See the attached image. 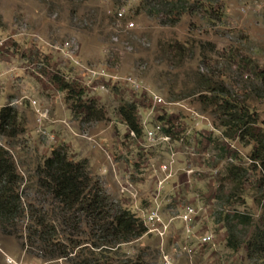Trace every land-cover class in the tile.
Returning <instances> with one entry per match:
<instances>
[{
	"label": "rangeland",
	"instance_id": "1",
	"mask_svg": "<svg viewBox=\"0 0 264 264\" xmlns=\"http://www.w3.org/2000/svg\"><path fill=\"white\" fill-rule=\"evenodd\" d=\"M261 1L186 0L185 11L177 14L171 10L169 15L163 0H145L153 9L150 14L136 11L144 0H0V109L8 106L15 111V135H0V147L7 151L20 176L18 194L23 206L50 208L47 194L42 190L36 193L34 167L51 149L62 145L68 146V159L86 162L89 175L115 208L127 205L117 191L118 180L127 172L138 205L152 189L151 169L166 161L168 147H148L142 139L131 140L125 137V130L120 132L116 108L124 102L133 103L137 116L146 117L148 126L158 122L170 129L174 163L172 178L162 183L163 218L175 216L184 205L199 209L198 221L213 235L215 247H198L190 259L174 251L181 228L172 219L163 243L144 233L121 244L120 251L129 258L141 255L148 264H162V254L175 264H253L255 261L245 258L243 247L236 252L225 248V230L215 219L221 214L241 213L257 221L264 212V184L258 180L263 178L264 169L258 162L255 170L250 168L252 143L221 137L222 128L214 120L217 110L207 99L225 98L223 93L247 95L248 86L258 85L254 74L256 69L264 72V14L252 9ZM119 7L124 9L123 20L133 23L128 32L122 30L123 20L115 27L113 15ZM174 18L176 22L168 24ZM113 37L117 42L111 41ZM65 41L76 47L72 55L82 65L103 67L109 75H131L164 104L154 108V116H146L150 106L147 98L118 84L102 93L86 91L85 96L94 98L104 112L101 120H85L72 112L66 92L52 80L57 77L81 88L84 73L56 50ZM170 46L173 49L167 51ZM199 75L216 81L222 93L201 91ZM28 99L48 109L52 121L65 118L71 131L47 121L44 126L55 141L45 140L37 132ZM246 102L257 115L256 127L264 132V99L251 97ZM160 117L164 119L159 121ZM82 135L107 150L115 171L109 167L108 174H97L96 169L107 162ZM190 149L193 155H189ZM230 165L248 167L240 183L225 176ZM187 170L191 173L185 174ZM28 224L24 215L15 229L0 232V264H4L1 253L26 264H69L65 259L46 260L37 244L27 239ZM245 230L236 226L233 235L246 241Z\"/></svg>",
	"mask_w": 264,
	"mask_h": 264
},
{
	"label": "trees",
	"instance_id": "2",
	"mask_svg": "<svg viewBox=\"0 0 264 264\" xmlns=\"http://www.w3.org/2000/svg\"><path fill=\"white\" fill-rule=\"evenodd\" d=\"M163 1L169 15L175 10L177 14L186 10V0ZM140 9L147 14L153 11L145 0L136 11ZM176 20H169L168 24ZM173 48L170 46L167 51ZM254 78L258 85L248 86L247 95L223 93L225 98L211 96L207 99V104L217 110L214 120L222 128L221 137L224 140L253 144L248 155L252 170L256 169V162L264 169V132L256 127L257 115L246 102L251 97L264 99V72L256 69ZM52 80L66 92L72 112L85 120L102 119L104 112L97 107L94 98L85 96L84 89L64 83L57 77H52ZM198 84L201 91L215 95L222 93V87L216 81L203 75H199ZM116 113L124 127L125 137L128 138V133L132 132L137 140L141 139L140 118L135 105L124 102L116 108ZM163 119L160 117L159 121ZM14 124L15 111L8 106L2 107L0 135L14 136ZM161 125L164 133L170 135L167 125ZM63 146L51 149L49 156L34 167L36 193L41 194L42 190L47 194L48 209L28 204L23 206L18 194L20 176L7 151L0 147V232L15 229L25 215L29 222L27 239L32 240V245L37 244L46 260L65 259L69 264H148L141 260V255L125 257L119 249L121 244L132 242L145 233L141 221L126 209L110 206L98 182L89 175L86 162L68 159V146ZM247 170L248 167L230 165L225 176L240 183ZM258 180L264 184V175ZM215 223L225 230L226 249L236 252L243 247L246 259L256 262L253 264H264V212L255 222L248 214L232 213L221 214L216 217ZM236 226L246 228V241L235 238L233 230Z\"/></svg>",
	"mask_w": 264,
	"mask_h": 264
},
{
	"label": "built area",
	"instance_id": "3",
	"mask_svg": "<svg viewBox=\"0 0 264 264\" xmlns=\"http://www.w3.org/2000/svg\"><path fill=\"white\" fill-rule=\"evenodd\" d=\"M243 12V10L241 9ZM253 13H263L264 14V0L259 2L253 9ZM113 18L115 20L116 26L119 27V22L124 19V9L119 7L115 10ZM122 22V21H121ZM114 23V25H115ZM133 29V23L128 20H123L122 30L128 32ZM119 31V30H118ZM113 43L117 42V39L113 37L111 39ZM59 55L66 60H69L73 63V67L84 73L83 81H81V88L85 91H89L90 93H102L106 92V87L108 86H116L121 84L129 89L134 94L142 95L147 98L150 103L149 108L146 109V116L153 115L154 116V108L158 107L163 103L162 99L154 94L148 87L142 85L139 80L134 78L131 75L127 76H116L109 75L103 67L97 68H88L78 61L76 55H72L75 52L76 47H72V44L68 41L62 43L60 47L56 48ZM28 105L32 111L34 116V123L37 125V132L42 135L45 140L49 142H54L55 138L51 131H48L44 126L47 121L55 122L53 124L57 125V123L61 124L63 127L67 128V130L71 131V127L68 125V122L65 118L56 119L52 121V119L48 116V109L42 107L37 101L33 99H28ZM196 117H199L196 115ZM200 118V117H199ZM140 126L142 131V143H145L146 146L152 147L154 145L162 144L168 147V158L166 161L161 162L158 166L151 169L152 177L151 181L153 182V187L150 191L147 192L146 196L143 197L142 201H139V204L136 205V191L131 183V179L129 174L124 172L120 180L117 183V191L120 197H124L126 202L125 204L127 211L131 212L137 219H139L145 229V234L151 235L153 238L157 239L159 242L163 243L165 238L168 236V233L171 231L170 224L171 220L175 219L180 226V236H177L175 240V244L178 249H174L176 252H181L188 259L191 257V253L196 250V248H214L215 241L213 235L209 231L208 228L205 227L201 222L198 221V211L199 209H194L190 205H184L175 216L164 219L162 216V211L164 206L162 207V183L172 178L171 173V164L174 163V152L172 148H170L171 140L169 134L164 133L162 129V125L156 122L153 125L146 124V117H140ZM82 138L87 140L89 143L93 145V147L98 148L104 155L107 164L99 166L96 169L98 175L108 174L109 167L112 171H115L114 162L104 147L98 145L91 137L87 135H82ZM129 139H136L132 132L128 133ZM137 140V139H136ZM181 142V139H179ZM189 155H193V149H190ZM230 160V159H229ZM191 170L185 171V174H190ZM155 187V188H154ZM129 201L135 204H130ZM129 203V204H128ZM172 239L175 237L172 235ZM3 257L4 264H26L21 261H15L4 253H1ZM160 260L162 264H175L174 262H169L166 255L162 254L160 256ZM32 264V263H30Z\"/></svg>",
	"mask_w": 264,
	"mask_h": 264
},
{
	"label": "crops",
	"instance_id": "4",
	"mask_svg": "<svg viewBox=\"0 0 264 264\" xmlns=\"http://www.w3.org/2000/svg\"><path fill=\"white\" fill-rule=\"evenodd\" d=\"M68 110L67 109H65V112H67ZM120 127L122 128L121 130H120V132L122 131V132H124V127L122 126V125H120ZM54 128V127H53ZM164 201V200H163ZM163 201H162V204H163Z\"/></svg>",
	"mask_w": 264,
	"mask_h": 264
}]
</instances>
